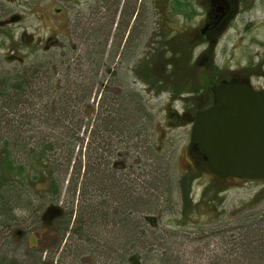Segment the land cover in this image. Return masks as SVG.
Here are the masks:
<instances>
[{"label": "rangeland", "instance_id": "obj_1", "mask_svg": "<svg viewBox=\"0 0 264 264\" xmlns=\"http://www.w3.org/2000/svg\"><path fill=\"white\" fill-rule=\"evenodd\" d=\"M109 1L0 0V20L3 23L0 27V75L11 70L43 68V74L33 78L36 81L33 88L39 89L46 74L52 73L64 61H69V78L88 86L98 65L95 50L106 45L89 104L97 107L101 90L102 108L106 106L104 104L111 103V97L120 96V116L136 115L134 104L130 101L135 94L140 96L144 112L136 129L124 120L125 123L118 125L122 127L117 128L119 137L107 138L101 144L109 149L107 155L119 153L114 154L115 159L126 165V169L115 173L116 177L124 178L122 192L132 196L128 203L113 202L109 189L103 193L90 185L85 186L81 169L78 191L66 188L70 178L67 177L59 201L54 204L61 207V214L51 215L45 221V211L54 199L43 198V192L39 193L41 188L35 183L47 178L46 172L37 176L35 181L26 177L24 185H20L23 187L21 190L0 185V224L3 223L0 225V264H130V252L139 255L141 264H218L226 253L237 252L230 231L232 222L228 223L227 213L253 197L259 198L254 209H264L263 179L235 180L219 193V198L213 203H201L199 200L205 188H214L219 183L214 181L208 162L209 171H204L205 168L194 170L195 162H203L206 158L190 140L195 113L212 104V88L219 83L209 85V79L217 80L223 76L224 81L229 82L233 79L230 73L238 72V81L243 85L264 89V0H241L238 15L218 40L211 64H197L196 59L204 49L201 45L193 48L191 53L187 52V57L192 55V63L186 59L185 50L168 49L169 53L162 57L164 63H168V59H177V66L182 67L181 78H192L191 70L186 68L187 63L194 64L203 73L205 87L198 88L197 93L176 91L178 87L182 88V83L178 86L173 79L174 85L167 82L162 88L147 83L148 79L142 72L143 63L150 54L164 49L122 50L119 46L123 36L120 29L122 17L127 12L129 17L136 0H129L130 6L127 5L121 13L118 30L114 28L121 0H113L120 2L116 11L110 9ZM195 1L193 28L199 25L203 16V8L197 5L199 0ZM145 2L151 11L148 13L151 19L154 15L152 2ZM17 14L22 16L20 21L9 19ZM112 17L113 25L110 26ZM111 28L113 45L109 47ZM147 28L150 31L153 24L150 22ZM62 69L65 70V64ZM215 69L218 75L214 74ZM223 71L228 76L220 75ZM256 73H261L262 77ZM58 74L62 79L67 78L65 73ZM71 89L75 90L73 84ZM44 99L41 93H35L26 106L17 108L19 112L0 110V135L10 129L11 123L16 125L14 121L17 119L24 120L32 110L42 111ZM40 114H36V119L31 118L27 125L30 128L24 135L40 133L46 128L45 116ZM91 116L95 126L94 113ZM87 119L85 117V121ZM89 128L95 129L92 126ZM79 136L83 138L81 145L78 144L85 153L83 163L88 160L90 166L95 162L96 149L95 146L88 151L86 149L91 141L89 129L86 131L82 126ZM98 139L101 140L100 137ZM111 143L113 152L109 148ZM189 165L200 176L186 183L188 196L184 201L182 197L186 188L181 184ZM88 180L93 182V178ZM149 185L155 186L154 196L150 195L147 201L152 207V212L147 214L155 219L153 226L148 222L145 224L146 213L143 211L142 199ZM15 192L18 197L14 196ZM210 196L209 193L207 198H211L213 193ZM121 209L124 212H120ZM129 210L128 221L121 222L120 218L123 219L125 212L128 215ZM3 217H7L5 223ZM142 225L146 228L147 242L144 239L142 242ZM28 235H33L35 244L29 253ZM41 248L42 257L33 252Z\"/></svg>", "mask_w": 264, "mask_h": 264}, {"label": "trees", "instance_id": "obj_2", "mask_svg": "<svg viewBox=\"0 0 264 264\" xmlns=\"http://www.w3.org/2000/svg\"><path fill=\"white\" fill-rule=\"evenodd\" d=\"M105 52L106 45L100 50H95V58L98 65H96L97 70H95V74L91 77V83L88 84V86L87 84L82 85L79 81L75 82L69 78L70 75L68 74L70 71L68 70V64H71L69 61H64L62 64L56 66V68L53 69L54 71L49 75L45 73L44 82L39 89L33 88L36 82L33 78L35 76L37 77L38 74H43V68L35 67L33 71L26 68L23 70H11L9 73L6 72L0 75V110H2V112L4 109H12L11 112H19L17 108L19 106H26V103L31 101V96L35 93H41L45 98L42 111L37 112L36 110H32L31 113L29 112L27 114L24 120L21 121L17 119V121H14V123H17L16 125L11 123L10 129L0 135V185L10 187L11 189L19 188V190H21L23 187L20 185H24V179L26 177H30L32 181H35L37 176L40 177L42 172H46L47 176H45L47 178L41 183L36 181L35 186L41 188L39 193L42 194L43 192V198L47 196L50 199H54V202H52L53 204L47 207V209L51 207L57 208L59 214L56 216L61 214L62 209L54 204L59 201L64 181L67 177H70L68 178L69 181H67L66 188H69V190L73 192L78 191V185L80 184L78 181V173L80 175L81 169H83V173L81 174L84 178L83 184L85 186L90 185L92 188L103 193L109 189V194L111 198L113 197V202L128 203L129 197H132L128 195L127 192H122L121 188L124 186V178L120 179L116 177L115 172L117 170L126 169V165L123 161L115 159V156L119 153H112V155L110 154L111 156H109L107 155L109 149H105V146H101V144L106 142L107 138L112 140L114 136L116 138L119 137L117 135L119 133L117 128L119 130L122 127L118 125H122L124 120L125 122L129 121L136 129L141 124L144 112L140 106V96L135 94L131 96L130 101L134 104V110L137 112L136 115L120 116L119 107H121L122 104V97L120 96L111 97V103L104 104L106 106L102 108L103 92H101V90L99 100L97 101V107L94 104H89V98H91V92L93 88H95L94 86L97 82L96 76L101 66L99 63L104 58ZM158 52L150 54L149 58L143 63L144 68L142 72L145 74V78L148 79V84H154L162 88L166 86L165 84L167 82L174 85L176 81L178 86L182 83V88L178 87L176 91L191 93H197L198 88L200 90L205 87V77L202 72L198 71L194 64L189 65V63H187L186 68L191 70L192 78L184 79L179 76L182 67L177 66V59L175 61L173 59H168V63H164L162 57H164L166 53H169L168 49ZM63 64H65V70L62 69ZM58 73L67 74L65 75L67 78L62 79L63 77H59ZM214 74L218 75L217 69L214 70ZM256 74L261 76V73ZM220 75L227 74L223 71ZM237 75H239L238 72L233 75L231 74L233 79L228 83L243 85L242 82L238 81ZM250 75L252 74L250 73ZM262 75L264 77V73ZM223 78L222 76L217 80L209 79V85L217 83L218 81H224ZM169 79L170 81H168ZM72 84L75 90L71 89ZM80 85H82V87ZM74 92L77 94H74ZM98 107L102 109L99 110ZM37 113H41L40 116L42 117L45 116L46 130L43 128V131L40 133L24 135L30 128L27 126L29 125L28 123H30L31 118H37ZM92 113H94L96 119L95 126L91 120ZM85 117H88L86 121ZM3 119L4 118H2V120ZM18 121L20 122L18 123ZM82 126L86 131L89 129L91 135V141H89L86 146L87 151L91 146H95L96 149L94 152L95 162L94 164L93 162L92 164L90 163V166L88 160L86 163H83L82 158H85V153L83 154L78 147V144L80 143L81 145L83 141V138L79 136V131ZM90 126L95 128L94 131L93 129L90 130ZM95 130L97 131L96 134ZM99 137L101 140L98 139ZM112 146L113 143L110 144L109 148L113 152L114 149L112 150ZM87 159H89L88 155ZM194 167V170L202 168H205L204 171L210 170L206 160L200 163L195 162ZM185 171L181 184L184 188H186V183L189 184L193 179L200 176V174H198L199 172L193 171L190 165ZM211 174L213 175L214 181L217 184L219 183V185H216L214 188H205L199 200L201 203H207V201H209V203L212 201L213 203V200L219 198V193L226 189L229 183L235 180L245 181V179L218 177L212 172ZM91 178H93V182L88 180ZM94 178L96 179L95 182ZM25 186H27V184ZM142 186L143 189H145L144 184ZM148 189H152V192H148ZM120 190L122 193H120ZM146 190L142 199L145 206L143 211L146 213L144 220L145 224L148 222L153 226L155 224V219L153 216L147 214L152 212V207L149 206L147 201L150 195L154 196L153 191L155 190V186L149 185ZM209 193L211 196L213 193V196H210L211 198H207ZM183 195L184 197L182 198L186 201L188 196L187 188L183 191ZM14 196L18 197L17 192L14 193ZM145 196L148 197L146 198ZM103 198L108 202L105 195ZM258 200V197H253L250 201L242 203L227 213L226 217L230 220L228 223L232 222L230 231L233 233L235 241L233 245L237 252L235 254L226 253L219 259L218 264H264V209H254L257 207ZM208 206L210 207V205ZM117 208H119V206H117ZM117 210L118 209H116V211ZM130 211L131 210H129L128 215L127 212H125L123 219L120 218L121 222L128 221L131 213ZM209 211H211V209H209ZM120 212H124V209H121ZM120 215L121 213H119V216ZM144 227L145 226L142 225L141 238L142 242L143 239L147 242L148 235ZM128 260L130 264H141L139 255L135 253L130 252Z\"/></svg>", "mask_w": 264, "mask_h": 264}, {"label": "water", "instance_id": "obj_3", "mask_svg": "<svg viewBox=\"0 0 264 264\" xmlns=\"http://www.w3.org/2000/svg\"><path fill=\"white\" fill-rule=\"evenodd\" d=\"M212 99L195 113L190 140L216 176L264 179V89L222 81L212 88ZM48 210L59 214L55 207Z\"/></svg>", "mask_w": 264, "mask_h": 264}, {"label": "flooded vegetation", "instance_id": "obj_4", "mask_svg": "<svg viewBox=\"0 0 264 264\" xmlns=\"http://www.w3.org/2000/svg\"><path fill=\"white\" fill-rule=\"evenodd\" d=\"M135 1V0H134ZM133 2V0H132ZM151 4L154 9V15L149 19L148 5L145 0H136V6L130 13L129 17H122L121 34L122 43L119 45L121 49H178L186 51V59L191 62L192 49L196 46H203L204 49L199 53L196 61L197 64L209 65L213 61V55L215 47L219 38L226 32L227 28L234 21L239 12V5L241 0H226L227 4H222L223 0H199L197 5L203 8V16L196 28L192 27V15L195 6V0H151ZM120 3V2H119ZM117 1L110 0V9L118 7ZM37 3H35L36 5ZM129 5V0H121L120 9L118 10V16L115 23V30L120 27L121 13L124 8ZM226 7L224 10H218L219 6ZM37 6V5H36ZM228 6V7H227ZM127 8V7H126ZM218 10V11H217ZM235 10V11H234ZM129 11V10H128ZM234 11V12H233ZM233 12V13H232ZM15 19L20 21L22 16L12 15L9 19ZM113 17L111 19V25H113ZM153 24V29L148 31L149 23ZM6 23H9L6 21ZM2 20H0V27L2 26ZM119 29V30H120ZM113 30L110 29V45L112 44ZM48 40V38H47ZM192 63V62H191ZM230 73L229 71L227 72ZM236 72H231L234 74ZM51 214L47 209L45 211L44 220L48 221ZM4 220L7 218L3 217ZM0 225H3L0 224ZM1 229V227H0ZM23 236V234H18ZM33 235H28V252H31V248L35 246L33 244ZM35 254H39L42 257L43 249L34 250ZM38 257V255H37ZM37 257L35 260H37Z\"/></svg>", "mask_w": 264, "mask_h": 264}]
</instances>
